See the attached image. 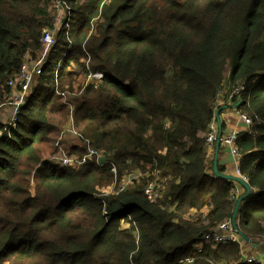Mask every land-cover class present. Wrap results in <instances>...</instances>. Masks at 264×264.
<instances>
[{"label":"trees","instance_id":"trees-1","mask_svg":"<svg viewBox=\"0 0 264 264\" xmlns=\"http://www.w3.org/2000/svg\"><path fill=\"white\" fill-rule=\"evenodd\" d=\"M63 1L80 15L71 47L58 31L15 128L0 121V264H241L236 243L193 248L231 219L238 198L233 182L213 176L205 146L225 85L244 86L232 101L251 120L236 141L238 170L253 191L240 203L238 230L264 236V0ZM50 2L0 0V105L25 56L41 50L43 30L55 28ZM87 72L103 79L73 101L59 95ZM59 113L73 116L105 164L40 158L37 146L59 134ZM112 167L118 178L137 169L145 178L102 194L115 183ZM148 183L158 193L152 202Z\"/></svg>","mask_w":264,"mask_h":264},{"label":"built area","instance_id":"built-area-1","mask_svg":"<svg viewBox=\"0 0 264 264\" xmlns=\"http://www.w3.org/2000/svg\"><path fill=\"white\" fill-rule=\"evenodd\" d=\"M57 2V5H54L53 8L59 11H71V8L68 6L66 1L63 0H55ZM71 20V14L64 23V25L59 26V30L61 29L64 32V39L67 42V49H69L72 45V40L70 38V26L72 23ZM56 28H57V17L55 19V28L53 30H43L40 38V46L41 49H44V54L42 57L35 61V63L28 65L26 63H22L19 71L16 75V78H19V83L21 84V96L15 100V109L13 111V114L11 115V118L9 119L7 126L11 128H15L17 123V112L18 107L21 103L24 102L26 96L30 93L27 92L30 88V84L32 81V75L39 71L41 65L46 64L45 61H47V57L49 52L54 48L56 44ZM67 52L60 57L58 60L56 67H55V73L59 72L61 64L63 59L65 58ZM47 55V56H46ZM89 61V60H88ZM87 61V62H88ZM87 80L92 82V80H98L100 81L103 77L101 73H87L86 75ZM15 85V78H10L8 80V86L13 87ZM18 90H20V86L18 87ZM245 90L243 85L233 86L229 87L225 85L217 95V101L215 104V107L213 109L214 111V119L208 126V131L205 136V146L207 150H211V148L215 145V142L217 140V137L220 133V141H219V148L224 147L227 148L229 154L235 159L236 163V176L243 179L245 182H247V179L242 177L239 170H238V164L240 160V155L238 154L236 150V141L238 137V133L242 130L248 129V127L251 125V120L243 114L240 110L237 109V106L233 103V98L237 97L239 98L240 93ZM27 92V93H26ZM60 96H67V94L59 93ZM225 106L224 108H222ZM218 112V115L215 113ZM228 114H231L236 119V124L232 130H230L228 133L224 134L222 133V121L224 118L227 117ZM68 131L74 135L79 140L83 141L84 146H86V152L84 155H81L79 158L75 159L73 157L68 156L67 153L62 148H59V153L57 156H54L50 159V161H53V163H60L63 166H79L85 164L87 161H90L92 159L95 160L97 165L101 164V161L96 160L93 156L97 155V151H95L94 148L91 147L89 141L82 137L79 133H77L73 127L72 124L69 125ZM77 141V142H78ZM112 172L115 174L116 170L115 168H112ZM156 184L155 183H148L144 189V195L149 201H154L155 198L158 197V193L155 192ZM124 186L120 187V191H125ZM128 218H130L129 215H127ZM250 243H245L242 238L237 234V232L233 229L231 225V219L220 223L216 228L211 230L210 232L204 234L200 241L194 245L193 251L196 254H200L203 249L204 243H211L213 245H227L230 243H236L238 244L240 251H241V258L240 263L241 264H264V260H259L257 256L250 254V250H256L257 248L264 247V236L257 238V239H250ZM257 244V247H253L252 245ZM185 264H193L194 258L189 257L184 260Z\"/></svg>","mask_w":264,"mask_h":264},{"label":"rangeland","instance_id":"rangeland-1","mask_svg":"<svg viewBox=\"0 0 264 264\" xmlns=\"http://www.w3.org/2000/svg\"><path fill=\"white\" fill-rule=\"evenodd\" d=\"M87 1H89V0H82L81 3H86ZM57 4L58 3L55 2V0H53V2H50L48 4L49 5V8L51 7L50 12H48V13L53 18V28L55 27V19L57 17V28H56V31L55 32H58V31L61 30V29L59 30V26L64 25V23L66 22V20L70 16V14H71L72 26L79 20V17H80L79 14H77V13L75 14V12H73V9H72V12L71 11H67V10L57 12V10H55L53 8V6L54 5H57ZM95 22H96V19H93L89 23L90 26H91L90 31H89V35L91 33H95V31H94V29H95V27H94L95 26ZM92 27H94V28H92ZM43 54H44V49L42 48L39 51V53H36L35 54L34 57H36V58H32L30 55L25 56L23 63H26L28 65H31V64L35 63L36 60L40 59ZM87 57L90 60V57L88 56V53H87ZM82 62L85 63L86 68L89 69L88 68L89 67V65H88L89 63L87 61H85V60H82ZM44 66H45V64L44 65H41L39 71L36 72V73H34L32 75V81H31V84H30V88H29V90L27 92H29L30 90H32V88L35 86V84L37 82L38 75L40 74V72L42 71V69H43ZM71 67L75 71H78L77 68H76V66H74L73 64H71L70 67H67L66 69H72ZM68 71H70V70H68ZM87 73H89V72H87ZM87 73L84 74V75L83 74L82 75L81 74H76L74 76V83L71 85V87L73 88V90H72V93H68V95H67L68 100L73 101L77 97H80L81 94H82V92H83V89L86 88L87 85H89L91 83L90 81L87 80V77H86ZM14 78H15V85L13 87H9L8 86V81H7V86L10 89V93L6 97L5 102L2 105H0V121L2 123H4V124H7L8 123V121L11 118V115L13 114V111L15 109V100L18 99L21 96V94H22V92H21L22 91L21 90V84L19 83V78H16V76ZM58 79H59V77H58ZM58 79H56L57 82H58ZM68 83H69V81H68ZM19 86H20V90H18V87ZM65 87L67 89L68 88V85L66 84ZM23 103H21L19 105V107L21 105H23ZM19 107H18V109H19ZM72 117H73L72 115L71 116L69 115L68 117L63 118L60 113L59 114L52 115V119L55 120L53 122V126H55V130L52 133V135H54V137H55L58 133L59 134L55 137L54 141L53 140H50L48 143H44L42 145L39 144V146H37V148L40 151L39 152L40 158H42L43 160L50 161V159L52 157L58 155L59 148H62L65 151V153H67L70 157H73L75 159L79 158L78 156L81 155L80 154V150H79L80 149L79 143L77 142V140L74 137V135H72L68 131L70 121H71V119L73 120ZM74 127H75L76 130L79 131V129H80L79 126H75L74 125ZM83 138H84V136H83ZM56 151H58V153L56 155H54L56 153ZM207 153H208V160L207 161H209L210 166L212 167V160L210 158V155H211L212 152H211V150H207ZM93 157L96 160H98V161H103L104 164L108 160V158H105L104 157V155L101 153V151H98L97 152V155H94ZM50 162L53 163V161H50ZM116 174L117 173L113 174L114 175V182L115 183H113L111 186L102 188L100 190V193L110 195V194L115 193L117 190H120V187L121 186H124V189L127 190V189L131 188L133 185H135L134 184L135 181L140 180L142 177L145 178V173H142L138 169L137 170H134L133 172H130L128 174L125 173L124 175H122V178H118V175H116ZM30 181H32L31 178H29V182ZM249 253L257 256V258L259 260H264V247L257 248L256 250H253V251L250 250Z\"/></svg>","mask_w":264,"mask_h":264},{"label":"water","instance_id":"water-1","mask_svg":"<svg viewBox=\"0 0 264 264\" xmlns=\"http://www.w3.org/2000/svg\"><path fill=\"white\" fill-rule=\"evenodd\" d=\"M217 111L215 114L218 115ZM219 141H220V133L217 137V140L215 142V150H214V157H213V161H212V174L214 177L219 178V179H223V180H227L230 182H233L239 186H241L244 189V194L240 197L237 198V201L235 203L234 209H233V213L231 216V225L233 227V229L237 232V234L242 238V240L245 243H250L251 240L246 237L245 235H243L242 233L239 232L238 230V226H237V213L239 210V206L240 203L243 202L246 198H248V196H250L252 194V189L251 187L248 185L247 182H245L243 179L234 176V175H229L226 174L225 172H220L219 171V167H218V152H219ZM253 247H257V244L252 245Z\"/></svg>","mask_w":264,"mask_h":264},{"label":"crops","instance_id":"crops-1","mask_svg":"<svg viewBox=\"0 0 264 264\" xmlns=\"http://www.w3.org/2000/svg\"><path fill=\"white\" fill-rule=\"evenodd\" d=\"M225 106H223L222 108H224ZM236 124V119L231 115L228 114L226 118L223 119L222 121V133L226 134L228 133L230 130H232L234 128ZM214 150H215V146H213L211 148V155L210 158L213 161V157H214ZM208 160V158H207ZM218 167H222L224 168V171L226 174L229 175H234L236 176V163H235V159L229 154L227 148L224 147H220L219 148V152H218ZM235 193L238 197L242 196L245 192L244 189L235 184ZM196 212L192 211L191 215H194Z\"/></svg>","mask_w":264,"mask_h":264},{"label":"clouds","instance_id":"clouds-1","mask_svg":"<svg viewBox=\"0 0 264 264\" xmlns=\"http://www.w3.org/2000/svg\"><path fill=\"white\" fill-rule=\"evenodd\" d=\"M112 168H114V167H112ZM111 172H112V169H111ZM113 173V172H112ZM114 174V173H113Z\"/></svg>","mask_w":264,"mask_h":264}]
</instances>
